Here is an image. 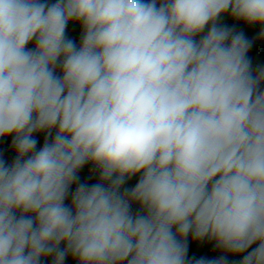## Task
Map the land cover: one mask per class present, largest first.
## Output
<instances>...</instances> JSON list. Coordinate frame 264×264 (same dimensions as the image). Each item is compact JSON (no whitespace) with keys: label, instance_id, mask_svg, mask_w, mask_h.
Masks as SVG:
<instances>
[{"label":"clouds","instance_id":"obj_1","mask_svg":"<svg viewBox=\"0 0 264 264\" xmlns=\"http://www.w3.org/2000/svg\"><path fill=\"white\" fill-rule=\"evenodd\" d=\"M69 260L264 264V0H0V264Z\"/></svg>","mask_w":264,"mask_h":264},{"label":"trees","instance_id":"obj_2","mask_svg":"<svg viewBox=\"0 0 264 264\" xmlns=\"http://www.w3.org/2000/svg\"><path fill=\"white\" fill-rule=\"evenodd\" d=\"M238 29L243 31L245 33L246 36H248L249 38H254L256 36V34L259 32V26H253L251 28H249L247 25L243 24L242 22L239 23L237 25ZM68 33L71 36L74 37H78V33H79V26L75 25V24H70L69 25V29H68ZM251 54V53H250ZM257 55H259V53H257ZM41 143H42V138H41ZM14 155V154H13ZM87 174V167L84 171H82L81 176L84 177ZM135 179V178H134ZM90 182H95V180H91ZM133 182H130L128 185L126 186H131ZM75 186H73L74 188ZM207 243V242H205ZM205 251H208V249H205ZM217 255H219V253H217ZM229 259H234L233 257H229ZM67 264H73L72 261H68Z\"/></svg>","mask_w":264,"mask_h":264}]
</instances>
